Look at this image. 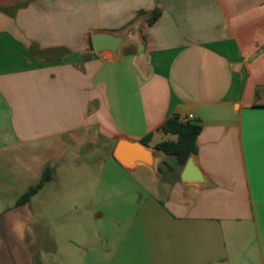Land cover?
I'll return each instance as SVG.
<instances>
[{
	"label": "crops",
	"instance_id": "obj_1",
	"mask_svg": "<svg viewBox=\"0 0 264 264\" xmlns=\"http://www.w3.org/2000/svg\"><path fill=\"white\" fill-rule=\"evenodd\" d=\"M189 115L203 184L153 149ZM0 264H264V0H0Z\"/></svg>",
	"mask_w": 264,
	"mask_h": 264
},
{
	"label": "trees",
	"instance_id": "obj_2",
	"mask_svg": "<svg viewBox=\"0 0 264 264\" xmlns=\"http://www.w3.org/2000/svg\"><path fill=\"white\" fill-rule=\"evenodd\" d=\"M144 12L140 11L137 15H143ZM160 11L155 9L147 14L146 23L153 24L159 17ZM89 49L92 48L91 40L88 41ZM90 56L97 57L96 54L91 53ZM202 126L199 122L191 121L188 119H180L177 116L170 117L158 128V131L163 134L172 135L174 140H163L154 146V150L160 151L166 156L173 157L177 164L181 167L185 164L188 157L196 153L195 140L199 134ZM151 135L140 140V143L147 147V142L150 140ZM51 177V169L45 167L40 180L37 184L30 187L18 200V203L27 202L30 197L36 194Z\"/></svg>",
	"mask_w": 264,
	"mask_h": 264
},
{
	"label": "water",
	"instance_id": "obj_3",
	"mask_svg": "<svg viewBox=\"0 0 264 264\" xmlns=\"http://www.w3.org/2000/svg\"><path fill=\"white\" fill-rule=\"evenodd\" d=\"M130 32L123 35L98 32L91 35V45L94 54L100 56L104 52L116 55L120 47L128 40ZM155 152L147 149L140 142L122 138L113 150V158L122 166L131 168L134 166L153 165ZM182 184H203L204 179L192 156L188 157L180 173Z\"/></svg>",
	"mask_w": 264,
	"mask_h": 264
},
{
	"label": "rangeland",
	"instance_id": "obj_4",
	"mask_svg": "<svg viewBox=\"0 0 264 264\" xmlns=\"http://www.w3.org/2000/svg\"><path fill=\"white\" fill-rule=\"evenodd\" d=\"M168 139H170V137H165V136H163L162 137V139L161 140H168ZM157 140H159V139H157ZM157 152V151H156ZM162 168H160V170H161V173L158 175V177H162L164 174H166V169H165V167L164 166H161Z\"/></svg>",
	"mask_w": 264,
	"mask_h": 264
},
{
	"label": "built area",
	"instance_id": "obj_5",
	"mask_svg": "<svg viewBox=\"0 0 264 264\" xmlns=\"http://www.w3.org/2000/svg\"><path fill=\"white\" fill-rule=\"evenodd\" d=\"M191 118H192V116H190V115L187 117V119H191Z\"/></svg>",
	"mask_w": 264,
	"mask_h": 264
}]
</instances>
